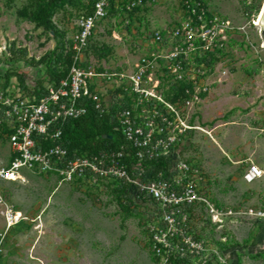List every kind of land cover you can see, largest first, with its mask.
<instances>
[{
	"label": "rangeland",
	"instance_id": "374dc122",
	"mask_svg": "<svg viewBox=\"0 0 264 264\" xmlns=\"http://www.w3.org/2000/svg\"><path fill=\"white\" fill-rule=\"evenodd\" d=\"M39 1L0 0V75L11 69L29 82L41 77L57 37L69 36L76 17L91 10L94 0H70L56 7L52 30L31 21ZM183 1L134 0L129 10L125 1L118 9L113 4L107 17L95 25L85 57L103 69L126 73L146 59L145 74L150 79L142 87L196 126L186 133L181 154L202 171L205 195L214 209L190 210L182 231L202 239L206 249L219 245L211 264H218L226 254L234 256L235 264H264V222L242 213L263 203L262 180L246 183L241 178L248 164L264 162V47L257 23L264 0H200L207 33ZM155 33L159 41L153 39ZM156 55L166 58L153 59ZM15 81L10 77L8 84ZM102 88L107 90L104 84ZM6 153L0 127L1 165ZM0 194V264H172L175 260L172 254L156 252L152 235L161 229L165 239L176 242L178 232L151 219L146 223L147 208L140 206L129 205L133 212L122 219L107 187L84 190L58 184L53 176L27 175L23 182H0ZM6 207L21 215L9 228L2 216ZM212 214L219 219L215 223Z\"/></svg>",
	"mask_w": 264,
	"mask_h": 264
},
{
	"label": "built area",
	"instance_id": "2783aa9c",
	"mask_svg": "<svg viewBox=\"0 0 264 264\" xmlns=\"http://www.w3.org/2000/svg\"><path fill=\"white\" fill-rule=\"evenodd\" d=\"M121 1H125V10L135 4L134 0H94L89 12L76 17L71 34L61 39L62 59L56 69L62 75L56 80H49L44 73L30 82L25 78L24 87L18 81L6 85L0 82V127L7 145L6 161L0 164V182H23L27 175L53 176L58 184H73L84 190L128 189L131 193L128 204L147 208L146 223L151 219L153 224L167 225L178 232V240L173 242L157 229L152 235L157 253L162 251L166 257L172 254L183 264H211L218 245L210 244L206 249L202 239H194L182 231L190 210L199 211L207 206L214 211L205 195L202 171L181 154L186 133L196 126L183 121L170 103L142 87L150 79L145 74L146 59L141 58L135 69L126 73L103 69L85 57L95 25L107 17L113 4L118 9ZM183 2L197 25L207 33L202 2ZM214 20L215 17L208 22ZM160 38L158 33L154 34V40ZM177 52L173 53V60ZM157 57L166 58L156 55L153 59ZM112 82L115 87L110 85ZM103 84L111 90L107 98ZM89 105L97 113L114 118V128L123 137L126 148L87 154L77 148L68 150L61 143L63 123L82 116ZM112 108L116 110L109 114ZM158 161H162L164 168L154 170L149 163ZM241 178L246 183L262 180L263 203L242 213L264 220V162L248 164ZM121 201L125 202L123 198ZM2 216L9 228L21 215L6 207ZM210 218L213 223L219 220L214 214ZM219 259L218 264H226Z\"/></svg>",
	"mask_w": 264,
	"mask_h": 264
},
{
	"label": "trees",
	"instance_id": "16d2710c",
	"mask_svg": "<svg viewBox=\"0 0 264 264\" xmlns=\"http://www.w3.org/2000/svg\"><path fill=\"white\" fill-rule=\"evenodd\" d=\"M70 0H40L35 8L34 16L31 21L36 27H42V29L52 30L51 15L56 7L69 3ZM90 11V10H89ZM87 11V12H89ZM53 36L55 33L53 31ZM62 41L60 37H57L54 46L52 48L51 56L45 61V75L49 80H56L62 75L61 72H57L56 65L62 59ZM25 49L20 50L19 57H25ZM10 77H15L21 87L25 86V77L23 74L16 70L6 69L0 75V82L2 85H6ZM40 80H38L39 82ZM116 109L112 108L109 114H113ZM111 118V119H110ZM114 118L108 114H99L89 105L86 112L75 119H67L61 127V143L67 147L77 148L79 151H84L87 154H95L99 151H116L120 147L126 148V142L120 135L119 131L114 128ZM104 135V136H102ZM109 136V137H108ZM154 170L164 168L162 161L150 162ZM115 201L118 203L120 211L122 213V219L126 218L133 211L129 209L131 193L128 189H111ZM121 198L125 202L121 201ZM264 222V220H261ZM220 246L222 245L219 243ZM219 247V245H218ZM172 264H183L180 260L175 259Z\"/></svg>",
	"mask_w": 264,
	"mask_h": 264
},
{
	"label": "water",
	"instance_id": "95a60500",
	"mask_svg": "<svg viewBox=\"0 0 264 264\" xmlns=\"http://www.w3.org/2000/svg\"><path fill=\"white\" fill-rule=\"evenodd\" d=\"M259 36L261 38L262 46L264 47V3L258 17ZM104 136V135H102ZM109 137V136H108Z\"/></svg>",
	"mask_w": 264,
	"mask_h": 264
},
{
	"label": "crops",
	"instance_id": "0c3cea01",
	"mask_svg": "<svg viewBox=\"0 0 264 264\" xmlns=\"http://www.w3.org/2000/svg\"><path fill=\"white\" fill-rule=\"evenodd\" d=\"M234 258V256L233 255H230V254H226V255H224V259H225V262H226V264H235V258Z\"/></svg>",
	"mask_w": 264,
	"mask_h": 264
}]
</instances>
